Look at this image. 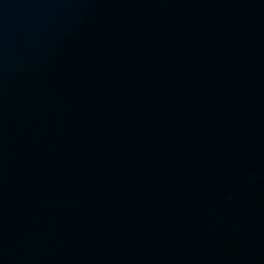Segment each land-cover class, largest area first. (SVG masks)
I'll return each mask as SVG.
<instances>
[{
    "label": "water",
    "instance_id": "water-1",
    "mask_svg": "<svg viewBox=\"0 0 264 264\" xmlns=\"http://www.w3.org/2000/svg\"><path fill=\"white\" fill-rule=\"evenodd\" d=\"M0 264H264V0H0Z\"/></svg>",
    "mask_w": 264,
    "mask_h": 264
}]
</instances>
